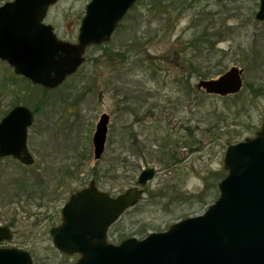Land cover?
Here are the masks:
<instances>
[{
    "label": "rangeland",
    "instance_id": "obj_1",
    "mask_svg": "<svg viewBox=\"0 0 264 264\" xmlns=\"http://www.w3.org/2000/svg\"><path fill=\"white\" fill-rule=\"evenodd\" d=\"M89 2L58 0L44 23L73 43ZM258 8L259 0H138L110 41L89 47L79 70L53 90L15 76L0 61V84L8 80L0 120L17 105L37 112L27 140L35 167L0 158V227L12 233L0 248L26 251L32 264L76 263L79 255L64 257L49 235L69 195L93 181L116 197L148 168L155 175L143 198L111 225L108 243L141 241L202 215L219 196L225 149L252 139L264 122ZM216 27L217 41H196L205 28ZM231 67L242 71L236 96L197 88ZM103 113L110 120L107 142L95 160L91 140Z\"/></svg>",
    "mask_w": 264,
    "mask_h": 264
},
{
    "label": "water",
    "instance_id": "obj_2",
    "mask_svg": "<svg viewBox=\"0 0 264 264\" xmlns=\"http://www.w3.org/2000/svg\"><path fill=\"white\" fill-rule=\"evenodd\" d=\"M58 0H13L0 6V61L14 75L45 90L62 85L84 62V53L110 41L120 21L138 0H90L74 43L55 36L44 23ZM222 2L224 0H215ZM264 22V0L255 14ZM242 71L231 67L216 79L200 81L206 95H237ZM34 115L17 105L0 120V158L12 157L25 166L33 163L26 139ZM92 136L93 157L104 152L109 116H100ZM225 177L217 185L219 196L200 216L173 224L141 241L130 237L118 245L107 243V231L122 214L143 198V187L155 171L143 170L136 186L106 194L91 181L70 194L61 209V223L50 230L55 250L64 257L79 255L74 264H264V122L255 136L232 144L223 153ZM8 227H0V245L10 241ZM0 264H32L28 252L0 248Z\"/></svg>",
    "mask_w": 264,
    "mask_h": 264
},
{
    "label": "trees",
    "instance_id": "obj_3",
    "mask_svg": "<svg viewBox=\"0 0 264 264\" xmlns=\"http://www.w3.org/2000/svg\"><path fill=\"white\" fill-rule=\"evenodd\" d=\"M155 4H157V6H160V3L158 2V3H155ZM154 4V5H155ZM215 31L214 32H212V30H207V28H205L204 29V31H203V33L199 36L200 37V39H197L196 41L199 43H206V42H209L210 41V39L212 40H215V41H217L216 40V38H217V35H218V32L220 31V28L219 27H216V29H214ZM198 37V38H199ZM218 75V74H217ZM203 77H206V76H203ZM6 81H8L7 80V78H5V80L3 81V83H1L0 84V95H1V92L2 91H4L5 90V88H6V84H7V82ZM236 96V95H235ZM34 111H36L35 109H33ZM219 175V178H221L220 180H222L223 179V177L226 175V172L224 171V173L222 174V176H220V174H218Z\"/></svg>",
    "mask_w": 264,
    "mask_h": 264
},
{
    "label": "flooded vegetation",
    "instance_id": "obj_4",
    "mask_svg": "<svg viewBox=\"0 0 264 264\" xmlns=\"http://www.w3.org/2000/svg\"><path fill=\"white\" fill-rule=\"evenodd\" d=\"M38 87V86H37ZM40 87V86H39ZM42 88V87H41ZM45 90V89H44ZM49 90V89H48ZM48 90H45V91H48ZM31 110V112L33 113V115H34V117H35V115H36V111H34V110H32V109H30ZM33 120H34V118H33ZM32 125H33V121H32ZM32 125L29 127V129L32 127ZM29 129L27 130V134H28V132H29ZM28 136H29V134L27 135V139H26V145H27V140H28ZM27 148H28V145H27ZM29 151V150H28ZM30 153V152H29ZM31 154V153H30ZM32 155V154H31ZM33 156V155H32ZM10 157V156H9ZM12 158V157H11ZM14 159V158H13ZM15 160V159H14ZM18 164H20V165H22V166H25V165H23L22 163H19L17 160H15ZM35 165H36V160H35V157L33 156V163L30 165V166H25V167H29V168H32V167H35ZM59 175H60V172H59ZM60 213H61V211H60ZM61 215V214H60ZM56 226H58V225H56ZM52 228H54V227H52ZM50 230H51V228H50ZM50 230H49V235H50Z\"/></svg>",
    "mask_w": 264,
    "mask_h": 264
}]
</instances>
